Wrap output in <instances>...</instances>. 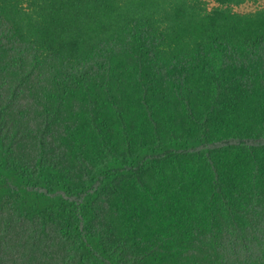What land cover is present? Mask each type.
I'll list each match as a JSON object with an SVG mask.
<instances>
[{"label":"trees","instance_id":"obj_1","mask_svg":"<svg viewBox=\"0 0 264 264\" xmlns=\"http://www.w3.org/2000/svg\"><path fill=\"white\" fill-rule=\"evenodd\" d=\"M245 2L0 0V264H264Z\"/></svg>","mask_w":264,"mask_h":264},{"label":"rangeland","instance_id":"obj_2","mask_svg":"<svg viewBox=\"0 0 264 264\" xmlns=\"http://www.w3.org/2000/svg\"><path fill=\"white\" fill-rule=\"evenodd\" d=\"M211 1V0H209ZM264 0H246V2L238 9L240 12H246L249 10H253L258 6L262 5Z\"/></svg>","mask_w":264,"mask_h":264},{"label":"bare ground","instance_id":"obj_3","mask_svg":"<svg viewBox=\"0 0 264 264\" xmlns=\"http://www.w3.org/2000/svg\"><path fill=\"white\" fill-rule=\"evenodd\" d=\"M241 13V12H240ZM254 14V13H253ZM163 126V125H162ZM163 128V127H162ZM261 226V225H260ZM261 230V229H260ZM260 230H258V231H260ZM263 230V229H262Z\"/></svg>","mask_w":264,"mask_h":264}]
</instances>
